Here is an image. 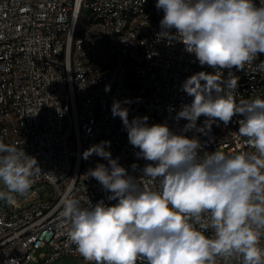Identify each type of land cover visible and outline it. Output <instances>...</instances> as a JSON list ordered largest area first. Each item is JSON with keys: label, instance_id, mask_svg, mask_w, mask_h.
<instances>
[{"label": "built area", "instance_id": "built-area-1", "mask_svg": "<svg viewBox=\"0 0 264 264\" xmlns=\"http://www.w3.org/2000/svg\"><path fill=\"white\" fill-rule=\"evenodd\" d=\"M156 2L0 0V138L23 148L41 168L31 196L0 204V264H87L66 243L68 228L58 204L69 190L93 205L117 201H108L98 181L85 176L107 161L95 154L84 160L83 152L110 141L112 157L137 179L150 163L134 155L138 149L128 143L122 120L112 116L114 101H131L122 105L129 120L147 116L150 125L167 123L177 134L188 123L175 119L193 99L182 90L183 82L215 70L201 66L182 43L157 35L163 11ZM261 61L264 54L254 63ZM221 71L224 80L229 71L238 77V100L264 98V72L254 67ZM206 119L201 116L197 126ZM240 119L233 117L227 126L216 121L206 134H184L195 135L203 151H248L246 138L236 134Z\"/></svg>", "mask_w": 264, "mask_h": 264}, {"label": "clouds", "instance_id": "clouds-1", "mask_svg": "<svg viewBox=\"0 0 264 264\" xmlns=\"http://www.w3.org/2000/svg\"><path fill=\"white\" fill-rule=\"evenodd\" d=\"M155 7L163 11L157 35L182 43L215 71L183 82L193 99L175 116L188 121L179 134L167 123L150 125L147 116L129 120L122 105L131 101L113 102L112 116L122 120L134 155L150 163L137 179L112 157L110 141L85 150L84 160L95 154L107 161L85 176L117 203L93 205L69 190L58 204L66 243L87 264H264V98L238 100V77L229 71L224 80L221 71L264 72V61L254 63L264 54V0H157ZM237 115L243 119L236 134L246 138L248 151H203L195 135L184 134H206L214 122L227 126ZM201 116L207 119L198 127ZM40 174L35 157L0 138V202L27 198Z\"/></svg>", "mask_w": 264, "mask_h": 264}, {"label": "rangeland", "instance_id": "rangeland-1", "mask_svg": "<svg viewBox=\"0 0 264 264\" xmlns=\"http://www.w3.org/2000/svg\"><path fill=\"white\" fill-rule=\"evenodd\" d=\"M42 192L40 191L39 194H41ZM31 196V195H29ZM44 197H48V194H45ZM20 199H23V197H19ZM41 198H38V200H40ZM0 204H2V202H0ZM5 204V203H4ZM29 203L25 204V206H27Z\"/></svg>", "mask_w": 264, "mask_h": 264}]
</instances>
